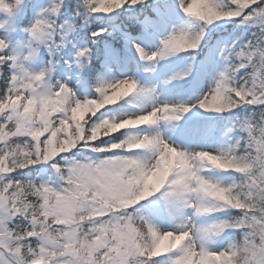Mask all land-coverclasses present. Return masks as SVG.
<instances>
[{
	"label": "clouds",
	"instance_id": "obj_1",
	"mask_svg": "<svg viewBox=\"0 0 264 264\" xmlns=\"http://www.w3.org/2000/svg\"><path fill=\"white\" fill-rule=\"evenodd\" d=\"M124 2L104 0L105 8L97 11L111 12ZM20 6H26V0H20ZM180 9L187 19L173 27L167 37H174L173 45L162 59L198 50L219 22L239 19L242 24H251L258 20L264 25V3L260 0H180ZM55 25L56 20L51 18L42 26L46 39L57 31ZM31 28L27 30L31 39L25 53L8 54L9 44L0 37V52L8 56L0 63V99L7 98V103L0 102V117L6 121L0 124V145L5 149L0 156V249L6 257L0 259V264H134L135 254L150 245L145 221L158 227L136 206L157 194L173 227H158L164 235L158 238L156 254L181 244L190 245L193 238L182 226L191 219L202 230L212 229L195 241L198 247L203 244L221 253L214 256L212 264H264V27L246 42L237 41L229 48L232 66L221 95L214 94L209 105L200 98L196 105L185 104L189 111L198 106L215 114L250 110L236 116L217 147L189 150L175 145L167 157L140 141L157 133L128 134L123 139L117 136L124 130L157 125L164 121L157 120V106L176 105L157 103L140 85L134 89L114 87L92 100L86 109L49 108L46 100L55 87L51 83L54 68L32 71L26 61L38 58L50 45L36 40ZM13 64L18 66L15 72ZM223 71L224 67L202 97L214 93ZM37 77L39 81L34 83ZM9 92L14 98L7 95ZM134 94L151 99V110L115 119L102 112ZM58 112L63 117L57 124L53 116ZM98 113L94 122L92 117ZM134 137L136 142L129 143ZM104 138L115 142L95 152L113 153L103 158L114 161L108 168L95 166L97 159L81 161L65 155L82 147V141L87 147L88 142ZM126 144L127 153L137 149L142 152L125 155L123 161L130 163L122 162L119 154L111 151ZM36 165L48 166L52 174L26 180L7 174ZM219 173L237 175L226 180ZM172 188L183 194L178 204H170L165 196ZM228 209L237 214L212 219ZM218 225L227 226L216 232ZM229 230L239 231L241 238L223 250L213 249L211 245Z\"/></svg>",
	"mask_w": 264,
	"mask_h": 264
},
{
	"label": "rangeland",
	"instance_id": "obj_2",
	"mask_svg": "<svg viewBox=\"0 0 264 264\" xmlns=\"http://www.w3.org/2000/svg\"><path fill=\"white\" fill-rule=\"evenodd\" d=\"M57 1L59 0H36L32 6L31 19L27 27H23L20 24V20L25 14V6H19L13 17H10L6 12L0 11V23L8 21L3 28H0V37L6 38L8 44L12 46L13 53H25V46L31 39L27 30L31 28L45 9ZM153 1L156 2L157 0ZM169 1L170 3L166 4V8L160 11L158 20L149 18L141 32H129L127 34V49L123 50L121 54L119 48L113 46L112 42L106 44V49L111 54L104 62V70L93 82L89 80V76L85 72L87 71L86 57L78 55L79 52L85 49L89 50L90 44L84 37V32H79L75 29L76 16L71 13L65 14V18L61 19L60 25L63 28L58 30L55 35L57 47L52 51H49L46 47L43 48L38 58L26 61V64L32 71L53 67L54 72L51 77V83L55 86L58 83L67 84L74 90L77 98L81 100L97 98L99 96L97 86L101 82L108 84L131 78L138 81L140 87L146 92H150L156 98L157 103L196 105L198 99L213 87L218 73L224 67L225 62L221 52L225 48H230L233 43L241 42V39L233 38L231 35L219 37L201 62L197 60L193 52H184L173 57L157 59L151 62L143 59L137 51L136 45L142 47L148 54L159 52L163 46V40L171 34L173 27L187 19L180 9V0ZM96 14L87 11L89 19L96 18ZM254 25L260 26L258 23L245 24L246 27ZM76 34L79 37L75 36ZM50 53H52L51 58L48 59L47 54ZM62 54L69 61L68 65L64 67L61 66L63 63ZM184 73H187V75H183ZM152 106L153 102L151 99L134 94L121 101L120 104L103 109L102 112L109 118L115 119L130 114H143L150 111ZM192 108L200 111L201 115L193 117L191 121H183V118L179 121H161L157 125L127 130V135H154L159 132L169 142L185 149H210L217 147L224 130L231 122H225L221 125L214 113L204 112L198 106ZM186 114L189 115V113ZM98 115L100 114L98 113ZM77 154L81 155V158L75 159L81 161L86 160V158H106L96 156L95 152L87 149L79 150ZM128 154L138 155L142 154V152L141 150H136ZM41 170L39 176L42 178H47L53 171L45 165L42 166ZM213 174L216 175V173ZM218 175L223 176L226 180L233 178L231 174L222 175V173H219ZM147 201H142L137 208L160 229L170 230L173 227V221L161 197L156 195ZM216 217L217 215L212 217V219H218ZM228 232H225L211 247L215 250L225 249L235 240L233 234H231L232 232ZM168 255L161 259L163 264H172L175 253Z\"/></svg>",
	"mask_w": 264,
	"mask_h": 264
},
{
	"label": "snow or ice",
	"instance_id": "obj_3",
	"mask_svg": "<svg viewBox=\"0 0 264 264\" xmlns=\"http://www.w3.org/2000/svg\"><path fill=\"white\" fill-rule=\"evenodd\" d=\"M145 0H125L124 4L129 3L131 5H136L139 3H143ZM261 3H264V0H260ZM63 0H59V2L53 3L49 8L45 9L40 17L36 19L34 24H36L35 28H31L32 36L40 41L41 43L46 42L49 47V51H52L54 48L57 47L55 35L58 30H61L63 28L62 25H55L57 31L52 34V37L46 39L45 32L43 30V25H46L49 20L56 15L59 14L61 7H62ZM87 4L89 6V9L92 13H112L111 12H105V11H97V9H104L105 4L104 0H87ZM122 5V6H123ZM20 6V0H15V4L10 3L9 0H2L0 2V11L6 12L9 14L10 17L15 16L16 9ZM8 21H4V23H0V28L4 27V24ZM259 24L260 27H264V25H261L258 20L251 21V24ZM104 29L98 30L94 35H100ZM98 33V34H97ZM174 37H169L165 40H163L162 44L163 47L159 52L148 54L145 52V50L140 47L137 51L140 53L141 57L147 61H156L157 59H162L164 55L166 54V51L168 48H170L173 45ZM35 50H33L34 52ZM88 49H85L81 52H79V56L84 57L88 54ZM221 56L224 60V71L220 74L218 80H217V88L214 90V93H210L208 98L201 97L200 100L203 101L205 105H209L211 102V99L213 95H221L220 89L225 87V81L229 79L230 70L232 66V57L229 53V48H225L221 52ZM30 58V56L28 57ZM8 60V56L5 55V53L0 52V63H3L4 61ZM18 66L13 64V70L15 72L16 68ZM46 71V70H44ZM183 75H187V73H184ZM44 79L46 80L47 77L45 76ZM39 78L34 79V83H38ZM138 81L135 79H123L119 80L118 82L114 83H104L101 82L97 86V92L99 93V96L94 99H87V100H81L78 99L76 96V93L73 89H70L68 86H65L63 83H58L54 88L50 91V98L46 100V104L49 108L52 109H58L61 107H68V108H75L79 109L81 107L87 108L89 103L92 100L100 99L105 94H107L109 91H111L114 87L115 88H123L125 86H128L130 88H136L138 87ZM56 92H59L60 95H55ZM8 96H13L14 93L9 92L7 94ZM0 102L7 103V98L0 99ZM160 111L157 116V120H164V121H179L183 118V115L189 111V106H186L184 103H178L174 106H164V105H158ZM63 117L62 112H58L56 116H53V119L56 120V123H59V119ZM99 115L97 114V117H92V120L95 122L98 119ZM6 121L3 120L2 117H0V124L5 123ZM46 138V137H45ZM141 142L146 143L149 147L157 151L161 156L167 157L171 148L175 147L171 142H165V138L159 133H157L154 136H151L145 140V138H140ZM113 140L109 138H104L100 142H88L87 147H90L93 151H96L97 148H105L107 149L108 145L112 143ZM136 142V138L134 137L132 141H129V143ZM85 142H81V146H84ZM127 144L124 148H117L112 149V152L118 153L119 158L122 162L130 163V161H123V157L125 155H128L126 152ZM139 150V149H137ZM4 146L0 145V156L4 155ZM136 151V150H134ZM98 153H107V152H98ZM170 159V157H169ZM114 161L112 159H97L95 166L101 167V168H108L110 167ZM89 165H92L93 162L91 160L88 161ZM21 172V170H17L16 172L7 173L8 175L15 178L16 173ZM177 183H180V181H177ZM165 196L169 198L170 204H178L183 199V194L179 193L175 188L170 189L169 191L165 192ZM174 198V199H173ZM146 227H147V234L150 237V245L148 247H143L140 249L139 252L135 254V261L134 264H156V261L154 258L161 257L166 254L175 253V257L172 261V264H188V262H191V264H212L214 256L221 255L220 252H214L212 249L205 247L203 244H201L199 247L196 245V240H200L204 238V233L206 231H212V229L209 230H202L199 225L195 224L194 222H191V219L185 223V225L182 226L183 231H188L189 235L193 238V242L190 245L181 244L178 246H174L171 249L161 250L158 254L154 252V249L156 248V245L158 243V238L162 237L164 235V232H162L158 227L155 225L145 221ZM227 225H218L215 226V231L220 232L223 231L224 228ZM175 234L179 235L180 232H176ZM0 259H5L2 249H0ZM130 264H133L132 261H130Z\"/></svg>",
	"mask_w": 264,
	"mask_h": 264
},
{
	"label": "trees",
	"instance_id": "obj_4",
	"mask_svg": "<svg viewBox=\"0 0 264 264\" xmlns=\"http://www.w3.org/2000/svg\"><path fill=\"white\" fill-rule=\"evenodd\" d=\"M12 3V0H9ZM32 0H26L25 6V15L20 20L21 25L25 26L29 20V5ZM59 2V1H57ZM152 0H145L143 3H139L136 5H131L126 3L121 8L114 10L112 13H97V19H89L87 15V11H90L88 4L85 0H63L62 7L60 10L59 16L53 17L57 24L60 25L61 19L65 18V14H74L76 16V29L81 30L84 32L85 37L90 42L92 54H93V63L97 66L101 59L105 56V51L103 49L104 42L106 40H113L116 44L126 43V38L124 37V33L127 31H137L141 30L144 26L141 22L150 12L152 11ZM63 13V14H62ZM153 13V12H151ZM59 17V18H58ZM103 23V26L100 29H104L102 34L94 35L93 32L96 31V25L98 23ZM231 28L235 31V33L241 37L242 42H246L250 39L254 33L259 31L260 26H251L246 27L244 24H241L240 20L237 19L235 21H222L219 22L218 25H214L210 30L208 36L205 37L204 42L202 43L201 47L194 52H200V58H203L204 54L207 52V44L209 42L210 37L216 36L219 34L217 30ZM224 32V31H222ZM105 40V41H104ZM12 46L6 50L8 54H12L11 50ZM97 68V67H96ZM96 71L94 68L92 71L89 72L91 76H95ZM243 75V72L241 73ZM250 109H238L234 113H225V114H215L217 118H226V119H236V116L243 115ZM87 119V117H86ZM126 135V130L122 133H118L117 136L123 139ZM111 139V138H109ZM115 142V141H113ZM88 149L93 151L90 147H80L77 150H74L73 153L65 154L67 157H76V153L80 149ZM95 152V151H94ZM98 153V152H97ZM75 154V155H74ZM101 156L107 157L112 155L113 153H98ZM42 165H36L32 169H25L21 170V172L14 174L16 179L26 180L32 179L34 174L41 168ZM232 176H236L235 173H230ZM224 214V215H223ZM236 210L228 209L222 213L224 219L230 218L233 215H236ZM237 234V239L241 238V233L237 230H233ZM156 264L158 263V257L154 258Z\"/></svg>",
	"mask_w": 264,
	"mask_h": 264
}]
</instances>
